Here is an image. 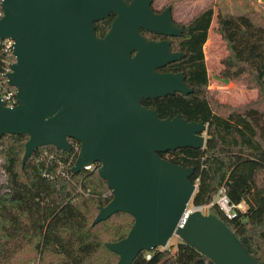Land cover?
Returning <instances> with one entry per match:
<instances>
[{
	"label": "water",
	"instance_id": "water-1",
	"mask_svg": "<svg viewBox=\"0 0 264 264\" xmlns=\"http://www.w3.org/2000/svg\"><path fill=\"white\" fill-rule=\"evenodd\" d=\"M154 0H3L0 39L14 40L16 61L8 74L17 104L0 96V139L27 134L24 167L35 150L54 145L81 148L71 171L99 163L98 172L113 193L93 224L114 213L135 221L127 236L106 246L116 264H133L142 251L166 248L180 237L215 264H263L236 233L211 212L196 209L183 226L182 216L198 189L194 166L160 155L179 148H204L208 123L181 114L162 118L144 99L194 91L180 72L159 68L180 60L171 40L149 39L141 32L180 35L172 14L153 9ZM114 14L104 36L96 22ZM210 199H208L209 201Z\"/></svg>",
	"mask_w": 264,
	"mask_h": 264
},
{
	"label": "trees",
	"instance_id": "trees-1",
	"mask_svg": "<svg viewBox=\"0 0 264 264\" xmlns=\"http://www.w3.org/2000/svg\"><path fill=\"white\" fill-rule=\"evenodd\" d=\"M213 17L209 5L182 23L180 37L172 38L173 47L186 55L166 69L184 71L194 91L144 99L143 104L162 118L181 114L208 123L204 148L185 147L160 155L195 167L191 179L198 189L193 205L213 200L222 185L233 202L247 203V210L233 219L217 205L209 212L225 221L249 252L259 256L264 251V16L256 11L224 13L218 20L226 59L243 69L240 78L249 88L258 90L256 98L239 105L221 102L217 92L208 88L204 44ZM112 18L113 14L96 22L99 36L108 32ZM28 139L27 134L13 133L0 139L2 167L8 177L7 190L0 193V264H116L119 255L106 242L126 237L135 219L119 211L93 224L100 206L113 196L107 194L108 183L98 172L100 164L73 173L78 155L74 146L68 152L47 145L35 150L23 167ZM148 252L150 259L145 256ZM133 264L215 263L182 241L174 253L160 248L142 251Z\"/></svg>",
	"mask_w": 264,
	"mask_h": 264
},
{
	"label": "rangeland",
	"instance_id": "rangeland-1",
	"mask_svg": "<svg viewBox=\"0 0 264 264\" xmlns=\"http://www.w3.org/2000/svg\"><path fill=\"white\" fill-rule=\"evenodd\" d=\"M169 1L173 3L176 20L182 23L188 22L205 7L213 6L214 17L208 39L204 44L209 75L208 88L212 92H217L216 97L221 102L231 105H239L256 98L258 90L249 88L240 78L243 69H236L234 64L226 59L228 50L222 34L219 32L218 20L224 13L238 15L248 11H256L264 16V0H155L154 6L161 9ZM3 162L4 159L0 155V193L7 190L5 184L8 177L2 167ZM182 241L180 237L174 236L166 248H159L169 249L174 253Z\"/></svg>",
	"mask_w": 264,
	"mask_h": 264
},
{
	"label": "built area",
	"instance_id": "built-area-1",
	"mask_svg": "<svg viewBox=\"0 0 264 264\" xmlns=\"http://www.w3.org/2000/svg\"><path fill=\"white\" fill-rule=\"evenodd\" d=\"M3 0H0V19L4 16V10L2 7ZM14 40L11 38L0 39V96L2 100L9 106H14L17 104L16 88L9 84L8 74L11 72V65L16 61V56L14 55ZM71 145L74 146L77 153H79L81 144L75 139H71ZM54 154H50L52 157ZM96 163L87 166V169H93ZM65 174V173H64ZM107 194L113 195L110 190ZM191 204V205H190ZM188 205V211L182 216L180 225L183 226L189 213L199 209L202 212H209L210 207L217 205L224 214L230 218L238 217L240 212H245L248 205L245 201L239 203L233 202L228 194L227 187L222 185L213 200H210L203 205H193L190 203ZM147 259H150L152 254H145Z\"/></svg>",
	"mask_w": 264,
	"mask_h": 264
},
{
	"label": "flooded vegetation",
	"instance_id": "flooded-vegetation-1",
	"mask_svg": "<svg viewBox=\"0 0 264 264\" xmlns=\"http://www.w3.org/2000/svg\"><path fill=\"white\" fill-rule=\"evenodd\" d=\"M128 1H131V0H128ZM154 3H155V0H154V2H153V9H154V11L157 12V13L162 12L167 6L171 5V6H172V10H171V11H172V14H173V17H174L176 23H177L179 26L183 27L182 22L177 21L176 18H175V16H174V12H173V3H171V2L169 1V2H167V3H166L161 9L156 8V7L154 6ZM111 15H112V14H111ZM114 17H115V15L113 14V18H112V19H114ZM183 28H184V27H183ZM108 31H109V30H108ZM141 32H142L143 34H145L149 39H155V40H164V39H168V40H171V46H172V50H173V51H183V50H181V49H175V48L173 47V45H172V38H173V37H180V36L183 34L184 30L181 32L180 35H165V34H157V33H155V32H152L151 30L149 31V30H145V29H142ZM183 52H184V51H183ZM185 55H186V53L183 55V57H185ZM183 57H182V58H183ZM182 58H181V59H182ZM181 59H180V60H181ZM169 64H170V63H169ZM169 64H167V65L164 66V67L159 68V71H161V72H180V71L167 70L166 67H167ZM182 72H184V71H182ZM184 73H185V72H184ZM148 100H151V98H149Z\"/></svg>",
	"mask_w": 264,
	"mask_h": 264
}]
</instances>
